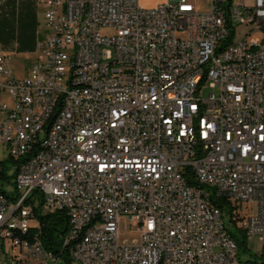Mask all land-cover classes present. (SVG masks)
I'll return each mask as SVG.
<instances>
[{
    "label": "built area",
    "instance_id": "built-area-1",
    "mask_svg": "<svg viewBox=\"0 0 264 264\" xmlns=\"http://www.w3.org/2000/svg\"><path fill=\"white\" fill-rule=\"evenodd\" d=\"M37 3L24 77L0 45V264H247L223 217L262 247L264 0ZM58 211L51 251L38 215Z\"/></svg>",
    "mask_w": 264,
    "mask_h": 264
},
{
    "label": "rangeland",
    "instance_id": "rangeland-1",
    "mask_svg": "<svg viewBox=\"0 0 264 264\" xmlns=\"http://www.w3.org/2000/svg\"><path fill=\"white\" fill-rule=\"evenodd\" d=\"M165 0H139L140 6L144 8H151L154 7L155 5L164 2ZM195 2L200 10H204L208 7L207 3L208 0H191ZM43 11L44 8L42 5H37L34 13V18H35V28H34V40L35 42L37 39H42L45 33L48 31V28L46 27V21L43 17ZM20 15H18L16 12L12 13L11 11L7 9H1L0 10V28L4 27L6 29V33L4 34V37L6 35H9V38L12 40V35L17 32V27L19 26L20 23ZM110 32V31H106ZM113 32V31H112ZM17 38H14V40ZM36 46V43H35ZM9 54H10V61H9V66L13 70L14 74L17 76V78H22L26 75L29 65L31 62L35 61L36 59V53L35 50L33 52H23L21 49L17 47H11L8 48ZM206 90L205 92H207ZM8 150L5 148L3 144L0 143V163H7L8 160ZM255 208L254 203H247L243 202L242 207L240 211L242 213H248L250 207ZM226 225L233 230V226L229 223L228 221V216L225 215L223 217ZM140 227L135 221V223L131 226L129 221L124 219L123 217L120 219V226H119V235H118V241L120 243L122 242H133L135 239H137L140 235ZM248 246L250 248V251L255 254L259 255L261 252V245L259 244V241L255 238H252L248 240ZM239 255V254H238ZM240 259L244 260L247 255L245 254H240L239 255ZM74 264H77L76 262H73Z\"/></svg>",
    "mask_w": 264,
    "mask_h": 264
},
{
    "label": "trees",
    "instance_id": "trees-1",
    "mask_svg": "<svg viewBox=\"0 0 264 264\" xmlns=\"http://www.w3.org/2000/svg\"><path fill=\"white\" fill-rule=\"evenodd\" d=\"M35 9L38 5L37 0H35ZM34 11L27 15L20 14V32H24L23 37H21L19 49L21 51H30L33 48L34 43ZM212 201L221 208L224 213H230L231 209L229 203L224 198H212ZM41 228L39 233V238L43 247L47 250L55 251L61 243V236L67 230V217L65 213L58 211L53 213H46L43 215H38ZM231 236L234 238L238 248V254H245L247 257L242 260L238 255V259L242 263L247 264H264V244L261 247V252L257 256L250 251L248 246V240L244 232L238 229L236 226L230 231Z\"/></svg>",
    "mask_w": 264,
    "mask_h": 264
},
{
    "label": "crops",
    "instance_id": "crops-1",
    "mask_svg": "<svg viewBox=\"0 0 264 264\" xmlns=\"http://www.w3.org/2000/svg\"><path fill=\"white\" fill-rule=\"evenodd\" d=\"M35 0H0V10L7 9L12 13L16 12L18 15H27L35 11ZM20 27H17V32L12 35V40L9 38V35L4 37V34L7 32L4 27L0 28V45L2 50L9 54L8 48L20 46L21 37H23L24 32H20ZM14 38H17L14 40ZM37 42V41H36ZM35 40L33 43V48L30 51L26 52H33L35 50ZM10 55V54H9Z\"/></svg>",
    "mask_w": 264,
    "mask_h": 264
},
{
    "label": "bare ground",
    "instance_id": "bare-ground-1",
    "mask_svg": "<svg viewBox=\"0 0 264 264\" xmlns=\"http://www.w3.org/2000/svg\"><path fill=\"white\" fill-rule=\"evenodd\" d=\"M0 166H5L0 163ZM0 196L2 199H16V191L7 190V188H1L0 186ZM9 234H13L14 238H23V229L19 226H10Z\"/></svg>",
    "mask_w": 264,
    "mask_h": 264
}]
</instances>
